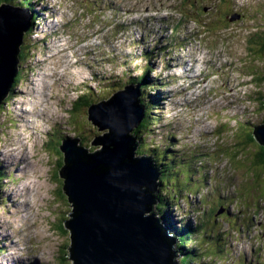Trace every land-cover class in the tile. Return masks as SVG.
I'll return each instance as SVG.
<instances>
[{"label":"rangeland","instance_id":"1","mask_svg":"<svg viewBox=\"0 0 264 264\" xmlns=\"http://www.w3.org/2000/svg\"><path fill=\"white\" fill-rule=\"evenodd\" d=\"M20 1L22 0L15 3ZM176 1L179 5L183 1L182 8L186 9L179 10L175 15L169 13L170 5L176 3L173 0L163 1L162 5L168 13L165 15L158 14V8L162 5L159 3L158 7L157 0H44L39 4L42 8L36 7L39 12L38 27L34 33H27L23 41L24 56L28 58L23 67L24 81L21 87L17 88L19 95L13 97L9 105L6 104L0 109V252H3L0 254V264H18L14 259L22 260L23 264H74L69 257L71 232L64 227V223L72 218L68 216L73 214V203H69L67 195L64 194L65 180L59 175V163L65 155L60 147L64 141L79 137L80 143L89 149L88 151L97 152L102 149L101 146H91V143L96 138L104 137L109 131H98L99 128L88 120L89 108L104 97L107 99L121 90L131 78L140 76L146 64L141 58L149 61L145 54L153 48L165 45L167 48L157 49L160 57L154 62L157 73L151 75L156 76L162 72L158 77L164 78L168 84L166 89L156 94V97L163 100V105L169 103L165 117L161 114L162 109L158 110L161 120L157 124L135 132L137 139L133 134L138 128L129 134L135 142L138 137L142 139L140 149L146 150V153L141 155L136 152L140 158L149 155L156 158L158 164H165L162 169L168 181H158L155 196H159V200L167 198L168 202L176 207V211L170 208L172 213L166 211L161 219H165L177 233L186 226L193 228L192 232L181 236L197 232L201 235V238L198 235L193 237L199 255L193 256L188 264H258L259 254L264 253V166H257L256 171L251 168L250 159L258 151L252 142L248 143L249 147L244 148L249 150V155L240 149L236 151L234 146L241 148L238 142L250 132L244 127L238 129L239 123L253 122L261 125L264 120V103L260 106L255 100L258 90L264 94V84H258L260 82L257 77L258 69L260 71L264 67V55L252 52L251 66L254 68L251 69L255 77L247 72L248 66L240 64L246 62L242 59L246 47L252 50L249 43L250 33H255L257 41H261V36H264V0ZM194 1L196 9L193 12L191 8ZM182 11H185L186 15H183ZM236 12L244 14V22L227 23V19ZM172 20V25L179 22L183 24L182 40L186 41L185 44H191L192 49L202 46L205 50L218 52L216 60L225 63L233 61L237 65L238 69L234 67L233 71H226L224 66L223 70L218 72L220 76L214 80L210 79L203 87H211L212 91L222 93L225 80L230 81V78L234 79V85L237 86L232 95L225 94L226 91L223 90V96L220 98H216V94L209 97V105L213 107L210 114L205 106H199L197 103L187 106L177 102L180 99H175V93L179 89L169 87L176 82L175 79H170L184 72V66L181 65L186 56L178 48L181 44L176 40L171 42L177 48L175 51L174 47H168V42L160 43L161 37L165 38L164 41L169 40L170 30L164 27V23L170 24ZM154 25L164 28L166 34L157 36L153 30ZM224 28L231 29L223 35ZM245 37L248 38L246 43ZM205 50L202 49L203 54ZM256 54L261 56L260 61L254 57ZM189 61L188 65L194 66V57ZM44 77L57 82L52 89L54 100L49 102L51 105H48L47 109L39 103L44 100V90L38 85H42L43 80L46 81ZM164 80L160 79L161 86L164 85ZM248 80L249 83L245 87L244 84ZM88 84L91 85L87 87ZM34 89L37 93L33 92ZM83 92L88 96V103L78 106L75 111L74 104L79 101V96H83ZM224 95L229 98L224 99ZM203 103L202 101V105ZM41 109H44V112ZM226 123L228 127L223 130ZM218 134L221 137L217 140ZM225 136L228 140L223 146L227 147V151H216L220 140ZM25 137L30 138L29 149L25 146ZM13 146L17 151H11ZM153 147L157 149L151 151ZM146 148H151L150 152ZM20 150H23L21 155L18 154ZM27 150L31 153L34 167L26 168V163L18 161ZM164 155L169 156L174 163L166 161ZM218 155L224 156L219 157V161L215 163L218 170L213 171L212 166L207 173L204 169L213 164ZM17 161L16 166L9 164ZM225 161L227 167L220 170L224 168ZM174 164L175 167L177 165L175 172ZM235 164V167H231L233 172H237L233 182L242 183L236 189L225 181L232 176V172L226 174L229 165ZM19 167L26 170L20 172ZM38 169L42 171L39 174L41 180L38 182L43 186L42 197H35V192L25 195L20 188L31 185L33 180L38 179ZM240 171L242 175L237 178ZM219 181L225 184V195L229 198L227 203L233 205L236 211L230 216V219L235 220H231L229 226L231 229H237V241L236 238L232 239L237 235L231 236V232L227 230L229 226L223 223L224 233H215L214 236L211 233L206 237L204 230L200 231L204 216L200 213L203 209L199 203L200 197H194L190 203L189 197L207 186L205 195L211 192V196H203L205 201L216 193L221 194L219 190L223 188V184L218 183ZM217 187L218 191L215 193L213 189ZM25 190L28 191V187L23 191ZM236 196H240L236 198L239 202H233ZM212 200L211 198L209 202ZM33 202L34 210L40 206V214L37 217L32 216L33 210L28 209L29 205L32 207ZM244 206L247 209L239 219L236 213ZM250 209L253 210L251 215L248 211ZM19 211L23 212L25 219H20L22 213L18 214ZM244 214L250 217L245 220ZM220 220L229 221L226 217ZM239 222L238 228L235 225ZM197 223L199 227H195L194 224ZM35 227L42 230L41 239L36 236ZM20 234L22 241L18 240ZM225 234L230 237L227 239ZM179 238L181 237H178V240ZM222 242L224 245H221ZM7 244L14 250H9L7 247L10 246ZM34 244L37 247L33 249ZM226 244L232 250L229 260L218 258L219 255L225 256ZM231 244L236 245L235 248ZM263 257L261 255V259ZM181 259L182 257H178L176 264H183Z\"/></svg>","mask_w":264,"mask_h":264},{"label":"water","instance_id":"2","mask_svg":"<svg viewBox=\"0 0 264 264\" xmlns=\"http://www.w3.org/2000/svg\"><path fill=\"white\" fill-rule=\"evenodd\" d=\"M28 9L0 7V106L18 76L20 48L31 27ZM139 88L129 87L88 110L89 121L108 130L89 153L68 140L60 171L64 194L73 214L64 223L71 232L74 264H176L175 239L153 212L160 174L151 159L136 157L138 145L129 136L140 126L145 109ZM264 146V126L256 129Z\"/></svg>","mask_w":264,"mask_h":264},{"label":"trees","instance_id":"3","mask_svg":"<svg viewBox=\"0 0 264 264\" xmlns=\"http://www.w3.org/2000/svg\"><path fill=\"white\" fill-rule=\"evenodd\" d=\"M16 1L17 0H0V4L1 3H5V4H8L10 6L28 9L29 10V15L33 16L32 21H31V27H30L28 33H32V32L34 33L35 30L38 27V24H39L38 23V21H39V12L37 11L36 7H40V5H39L40 2H42L44 0H22L20 2L15 3ZM250 38L251 39H250L249 43L252 46V50H249V54H250L249 56H250V63L252 65V62H251L252 52H258V53H261L262 55H264V36L263 37L261 36V41H257L255 39V35H252ZM24 49H25V45L21 46L20 53H19L20 56L18 55V58H19V64H18L19 73H18V76L16 77V79L14 81L13 86L11 87V92H10L11 95L12 94H16V93L19 92V90H17V88L21 87V85H22V83L24 81L25 71L23 70V67L25 66L24 64H25L26 60H28V58L24 56ZM254 57L258 58L259 61L261 59V56H259L258 54H256ZM147 67H148V69L146 68V71L144 73H142L141 76L133 77L130 80H128V82H126V84H125V86H127V87H131L132 86L134 88H139V91H140V94H141V97L139 99L140 105H142V107L145 109V117H144L142 123L140 124V126L138 127V129H136L134 131V134H133L134 138L136 137V133L137 132H141V130L148 129L150 126L157 124V122L161 120V118H159L161 116L158 115V113H159L158 110L161 109L162 104H161L160 98L156 97V94L162 92L163 89L161 88V91L158 92L159 84L157 83V81H154L150 77V73L152 71V66L148 65ZM257 72H258L257 77L259 78L258 82H260L258 84H261L263 86V84H264V74H263L264 73V67L260 71L258 69ZM145 75H146V77H145ZM145 93H147L146 96H145ZM84 97H86V99ZM87 97L88 96L85 95V96H82V97L79 98V101H77L75 103V106H74V110L75 111L78 109V106H83L85 103H88L87 102L88 101ZM105 99L106 98L104 97L102 100H100L98 102H101V101H103ZM255 100L257 101V103L260 106L263 105V103H264V94H262V92H260L258 90V92L256 93ZM10 102H11L10 100H7V101L3 102L2 105L3 106L5 104L9 105ZM262 123L264 124V120L262 121ZM261 126H262V124H261ZM242 127H244L245 130H247L248 132L250 131V132L243 139L241 138L240 142H238V144H240V147L242 149L239 148V147L237 148L236 146H234V148H236V151H238V149H240V150L244 151L247 155H249V150H247V149L244 150V148H247V147L250 146V145L247 146L249 142H252L253 145H256L255 148L256 149L258 148V151L255 152L253 157L250 159L251 168L255 169V171H256L257 166H259V167L260 166H264V146H262V144H260L258 142L257 137L255 135V131H256V129L258 127H260V125H256L253 122L252 123L248 122V123H245L244 125L239 124L238 129L239 128L242 129ZM222 129L226 130V127L222 128ZM136 139H137V137H136ZM227 140L228 139H225V138L220 140L219 146L217 147V151L218 152L221 149H224L225 151H227V147L223 146L225 144V141H227ZM136 142L139 145L138 148L140 149V147L142 145V139H140L138 137V140ZM220 145H221L222 148H220ZM153 148L154 149L151 150V151H155L157 149L156 147H153ZM170 148H171V146H170ZM146 149H148V152H150L149 149H151V148H146ZM88 152L92 153L91 151H88ZM138 152H139V154L142 155V154L146 153V150L144 151V150L140 149ZM141 152H143V153H141ZM144 156L150 158L152 160V162L155 164V166L158 168L159 174L161 175L159 181L160 182L168 181V177H167L166 173L162 169V167L165 164H158L157 163V159L152 157V156H149V155H144ZM220 156H222V155H218V157L216 158V160L214 161L213 164H215V163H217V161H219L218 158ZM164 157L166 158L165 159L166 161L169 160L172 163H174V161L171 160L169 156L164 155ZM171 165H173V164H171ZM63 166H64V160L59 163V169L61 170L63 168ZM174 168L175 169L173 171L175 172L176 168H177V165L175 167V164H174ZM215 171H217V170H215ZM59 174H60V172H59ZM163 189H165V188L163 187ZM200 193H201V191L198 192L196 195H198ZM157 197H158L157 206H155V210H153V211L155 212L156 215L158 214L157 215L158 217L161 218L163 213H165L166 211L170 212V210H169L170 209L169 208L170 203L168 202L167 198L159 200V196H157ZM202 204L206 208H207V206H209L208 202H206L204 200H203ZM207 209H210V208H207ZM211 210L212 209H210L207 212V214H204L206 216V218L203 220V224H206V222H207L206 219L208 221H210L211 223L214 221L215 214L212 216V211ZM171 230H172L174 236L177 238V240H178V237H181V238H179L178 242L176 243L175 249L178 251L179 255L183 257V259H182L183 264H188L187 262H189L191 259H193V256L195 257L198 254V248L196 246H194V244H195V241H193L194 234L193 235H188V236H184V235L181 236V234H184V232H186V231L183 230V231H180V232L177 233V232H175L174 229H171Z\"/></svg>","mask_w":264,"mask_h":264},{"label":"bare ground","instance_id":"4","mask_svg":"<svg viewBox=\"0 0 264 264\" xmlns=\"http://www.w3.org/2000/svg\"><path fill=\"white\" fill-rule=\"evenodd\" d=\"M177 37V34L175 33V38ZM22 51V50H21ZM180 51V50H179ZM22 55V54H21ZM20 56V55H19ZM185 65H188V63H185ZM189 66V65H188ZM187 67V66H186ZM20 69V68H19ZM150 70V69H149ZM145 72V71H144ZM145 77H146V75H145ZM151 79V78H150ZM143 84V83H142ZM164 90V89H163ZM162 90V91H163ZM60 91H61V87H60ZM34 93H37V91L36 90H34L33 91ZM87 104V103H86ZM85 105V104H84ZM91 106V105H90ZM147 127V126H146ZM102 131H105V130H102ZM9 147V146H8ZM185 147V146H184ZM12 150H15V151H17V148L16 147H13V149ZM11 150V151H12ZM89 150V149H88ZM28 151V150H27ZM25 152V154H24V156H20L19 157V159H18V161L20 162H22V163H26V168H29V167H34L33 165H32V161L30 160V155H31V153L28 151V152ZM175 151V150H174ZM16 153V152H15ZM15 153H13V154H15ZM12 154V156H14ZM18 154H22L21 152L20 153H18ZM16 155V154H15ZM15 157V156H14ZM13 157V158H14ZM18 161L17 162H12V163H9L11 166H16L17 165V163H18ZM20 168V167H19ZM24 167H22V168H20L21 169V171L20 172H22L23 170L25 171L26 169H23ZM41 170L40 169H38V173L36 174V177L38 178V179H36V180H33L32 181V184L31 185H28L29 186V188H28V191L27 190H25L24 192V194L25 195H27V194H31V193H34L35 192V197L36 196H40V197H42V195H41V192H42V188H43V186L41 185V184H38V182L41 180L40 179V176H39V174H41ZM36 181V182H35ZM20 191H23V190H20ZM157 195V194H156ZM155 198H156V200H158V197L157 196H155ZM33 205H35V202H33L32 203V207L29 205L28 206V209H29V211H32L33 210V213H32V216H34V217H37V215L38 214H40V212H39V209H40V206H37V212H35L34 211V207H33ZM154 212V211H153ZM30 214V213H29ZM17 216L16 217H18V214H16ZM22 216H20V219H25L26 217L23 215V214H21ZM158 215V214H157ZM184 220V219H183ZM35 229H36V232H35V234H36V236L37 237H39L40 239L42 238V234H43V232H42V230L41 229H39V227H35ZM8 237L10 236L9 234L7 235ZM18 264H23V262H21L22 260H16V259H14Z\"/></svg>","mask_w":264,"mask_h":264},{"label":"flooded vegetation","instance_id":"5","mask_svg":"<svg viewBox=\"0 0 264 264\" xmlns=\"http://www.w3.org/2000/svg\"><path fill=\"white\" fill-rule=\"evenodd\" d=\"M227 214V212L223 213L221 216H225Z\"/></svg>","mask_w":264,"mask_h":264}]
</instances>
